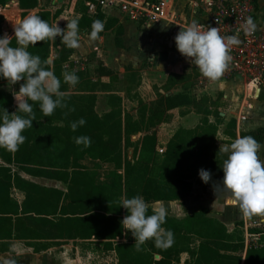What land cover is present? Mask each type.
I'll use <instances>...</instances> for the list:
<instances>
[{"label": "trees", "instance_id": "trees-1", "mask_svg": "<svg viewBox=\"0 0 264 264\" xmlns=\"http://www.w3.org/2000/svg\"><path fill=\"white\" fill-rule=\"evenodd\" d=\"M7 2L0 0V7ZM18 2L23 17L28 10L39 6V0ZM96 11L93 17L79 18V26L91 27L94 20H103L105 14L100 8ZM60 13L61 9L53 14L46 10L35 14L52 25ZM4 19L0 15V35H3ZM11 46H18L14 36ZM52 50L55 56L48 68L61 79V90L66 92L62 65L73 49L66 47L60 37L28 48L30 53L46 61L52 57ZM6 82L0 79V84ZM13 94L15 92L0 88V112L3 108L9 113L16 110ZM178 97L181 96L164 97V106L160 99L149 106L139 100L137 118L130 111L120 109L117 113L114 110L98 116L92 95L79 97L87 100V108L84 106L72 113L69 105V112L58 108L53 115L44 117L38 105L34 106L37 120L33 121V128L24 131L26 140L19 150L9 152L0 148V243L4 246L0 251H4L12 239L36 243V252L78 239L94 240L104 250L114 251L117 264H177L182 253L190 256L191 264H241L243 261L244 264H264V246L249 244L244 253V237L229 233L222 223L207 217L205 209L182 219L167 216L163 227L171 230L175 237L173 245L167 249L157 248L153 240H148L137 251L134 237L128 230L125 233L121 221L127 212L120 206L122 198L140 195L147 203L178 201L191 195L192 178L198 170L210 171L211 180L203 185L212 190L223 178L221 167L226 155L219 151L213 134L216 129L212 125L203 122L196 129H179L165 143L158 141L153 129L166 110L177 107L174 100ZM73 98L67 95V99ZM115 114L118 117H114ZM81 117L86 124L73 132L70 123ZM79 135L91 137V145H77L74 138ZM227 135L236 139L232 127ZM245 135L261 144L264 142L263 127L240 133V137ZM134 136H138L136 142L132 141ZM130 146L134 155L128 160L123 156V148ZM85 160L111 164L116 171L123 169V176L114 172V183L97 185L95 176L83 163ZM24 175L54 180L66 185V189L39 184ZM13 190L24 193L22 202L12 197ZM152 211L149 207L148 214ZM123 238L126 241L122 242ZM156 254L160 259L154 258Z\"/></svg>", "mask_w": 264, "mask_h": 264}, {"label": "clouds", "instance_id": "clouds-1", "mask_svg": "<svg viewBox=\"0 0 264 264\" xmlns=\"http://www.w3.org/2000/svg\"><path fill=\"white\" fill-rule=\"evenodd\" d=\"M104 26L102 20H94L88 39L97 40ZM258 27V23L249 16L240 30L251 35ZM14 37L18 44L16 47L11 46L12 37L7 34L0 35V79H5L11 85L22 81L18 91L14 90L13 94L16 110L9 113L3 108L0 112V148L9 152L18 151L26 140L24 131L33 128V121L37 120L34 106L38 105L44 117L53 115L58 108L68 106L67 93L61 90V79L48 68L50 62L30 53L29 46H35L37 42L54 41L57 37L61 38L66 47L72 49L80 48L83 43L79 17L67 21L66 26L61 27L58 22L50 25L40 15L29 14L16 21ZM174 41L178 52L193 62L201 74L211 81L220 79L228 70L232 61V46L242 43L239 32L222 36L217 27H205L196 20L183 29L180 28ZM62 75L63 82L72 87L79 83L75 71H65ZM85 124L86 120L81 117L70 123V129L76 132ZM74 140L77 145L84 147H89L92 142L87 135H79ZM219 151L226 158L221 167L223 178L214 184L216 199L212 209L220 203L217 200L219 190L228 193V202L236 206L242 215H264V156L261 155L264 145L254 137L245 135L230 144L220 146ZM198 175L204 183L211 180L208 170L200 169ZM120 206L127 212L121 223L134 237L137 251L148 240H153L160 249L173 245L174 233L163 227L168 216V209L164 204L155 207L152 214H148L149 204L142 196L136 195L124 198ZM180 210L185 211L181 204ZM0 264H16V261L6 259Z\"/></svg>", "mask_w": 264, "mask_h": 264}, {"label": "crops", "instance_id": "crops-1", "mask_svg": "<svg viewBox=\"0 0 264 264\" xmlns=\"http://www.w3.org/2000/svg\"><path fill=\"white\" fill-rule=\"evenodd\" d=\"M43 0L46 6V11L54 13L55 10L61 9L60 15L52 22L55 24L59 23L61 27H65L69 18L79 17L81 18L83 15H87L90 17L95 16L96 12L89 10V2L88 0H84V4L87 8V12L82 13L81 9L77 7V4H80L82 0ZM164 2L165 8L172 15L175 13L176 19L180 20V22H189L192 21L196 17L202 16V12H204V1L205 0H161ZM18 2V0H17ZM42 0H39V4H41ZM253 8L256 19L259 21L264 19V0H252ZM19 4V2H18ZM57 4V5H56ZM60 4V5H59ZM67 5V6H65ZM65 6V7H64ZM106 16L108 15L106 11L101 10ZM115 11V10H112ZM116 12V11H115ZM117 13L120 15L117 16L115 14H111V20L109 22L114 24L109 30H104L100 33L99 38L96 40L97 43H93L88 39V35L91 32V27H82L80 28V37L82 40V46L78 49H73V53L68 58L66 62H64L63 67L65 68V63L71 61L72 56L79 57L80 55H88L91 52L97 53V66L94 69L97 73V76L100 77L99 72L101 70H106L112 75V63H116L124 59L123 61L137 62L139 57L145 55L144 51V38L150 35H155L157 41L154 43L155 48L154 51H157V48L160 45L161 51L164 53L158 58L157 61L154 60L153 57L149 56L147 59L151 64H157V68L161 71L162 74L166 76V80L164 84L161 86L166 88L167 85L172 81L174 83V87L178 86V84L184 82V80H188L190 78L199 80L200 83L205 85L204 90H200L202 94L205 95L208 101V111L201 121H199V114L192 103L190 104H181L179 107H176L180 110V116L178 118V125L180 128L192 130L196 129L202 125L203 122H206L212 125L216 129L215 140L219 147V143L217 141L218 134H222L226 138L227 141L235 140L230 138L227 135L228 130L235 132L236 138L240 137L241 132L253 131L258 128H264V81L254 85V84H246L244 80L240 78H233L227 81H216L203 83L200 80V70L196 69L192 62L191 66H188L187 61L183 60L181 56H179V52L176 54H172L171 49L173 46L176 47L174 37L180 30V28L173 26L171 23L167 21H158L152 23H143L135 20H131L126 15L122 14L117 10ZM110 15H108L109 17ZM196 16V17H195ZM67 20V21H66ZM62 21H65L64 25H62ZM104 25H107L108 18L104 17L103 20ZM126 40L124 43L123 40ZM162 44V45H161ZM158 46V47H157ZM151 50V47H149ZM178 51V50H177ZM136 56H135V55ZM51 61L53 60L52 57ZM49 61V62H51ZM155 61V62H154ZM153 62V63H152ZM132 63V64H134ZM88 64H92L89 62ZM87 64V65H88ZM134 64L133 67H139ZM92 66V65H90ZM88 67V66H87ZM187 67V68H186ZM133 68L130 66L127 71L133 73ZM187 72L185 73V71ZM81 70V69H80ZM88 68H82V71L89 73ZM135 73V72H134ZM129 84L130 86L133 84L135 77L133 75L130 76ZM173 79V80H171ZM94 83L96 81L92 80ZM170 85V84H169ZM141 86V85H139ZM210 86V87H209ZM173 87V88H174ZM172 88V89H173ZM169 90L164 95L167 97L172 94L173 90ZM127 90H132V88H128ZM138 90V89H137ZM141 90V88L139 89ZM107 94L114 95V93L105 90ZM103 91V92H105ZM179 91V90H175ZM82 92H93L84 90ZM129 99L132 102L138 103L139 100L146 103L147 105L154 104L157 102L158 98L151 99L150 101L143 100L140 96L135 94L134 99ZM99 93V91H98ZM98 93L92 94L95 97L94 101V111L96 101L98 98ZM175 93H183L175 92ZM89 95V94H88ZM122 102L123 99L121 96H118ZM195 97V96H194ZM189 99H191L188 96ZM136 100V101H135ZM190 108V109H185ZM242 111V114L246 116L245 120L237 121L239 118V113ZM134 114V113H133ZM200 122V123H199ZM234 126V128H233ZM264 145V142L262 143ZM264 156V151L261 153ZM90 171V170H89ZM91 172V171H90ZM28 176V175H25ZM30 177V176H29ZM35 178V177H34ZM43 179V178H40ZM50 180V179H45ZM54 181V180H52ZM56 182V181H54ZM110 185V184H108ZM52 187V186H51ZM216 199L215 191L205 187L203 182L200 186L195 187L193 184L192 193L189 197L178 200V201H156L157 203H167L169 205L176 206L177 212L179 214H187L190 215L200 209L207 210V217L214 219L217 222L222 223L227 231L231 233V231L235 230L237 227H240L242 233H249L251 230L250 223L248 222V216L242 215L239 209L236 206H233L228 203L230 197L225 191H217V200L220 202L212 209L213 201ZM122 201V200H121ZM180 204L184 208L185 211L180 210ZM224 205L221 207L220 205ZM123 207V206H122ZM124 209V208H123ZM171 216V215H169ZM259 215H254L252 218H255ZM264 216V215H260ZM179 218L177 216H173ZM236 220L234 223L235 228L233 230H229L227 228L228 222L232 220ZM124 239V238H123ZM121 240L122 242L125 240ZM94 240H69L67 242H63L59 244V246H50L46 250L35 251L34 246H26L24 249L19 250L17 244H14L10 241L9 246L0 253H9L10 251L19 252L21 254L23 251L26 253H31V258L26 260L27 264H60V261H63L62 264H65L66 260H78L80 258L79 254H82L83 248L90 252L92 246H84L82 243H92ZM71 245V246H70ZM262 246V245H260ZM248 247L245 246L244 253ZM18 249V251H17ZM100 252L102 255H109L112 257L113 264H117L116 254L114 251H106L103 247L100 248ZM243 253V255H244ZM76 258H75V257ZM183 257H186L185 259ZM183 258V259H182ZM190 256L187 253H182L180 255L179 262L177 264H191ZM244 264V261L241 263Z\"/></svg>", "mask_w": 264, "mask_h": 264}, {"label": "rangeland", "instance_id": "rangeland-1", "mask_svg": "<svg viewBox=\"0 0 264 264\" xmlns=\"http://www.w3.org/2000/svg\"><path fill=\"white\" fill-rule=\"evenodd\" d=\"M152 1H155V0H152ZM54 3H56V0L54 1ZM65 6H67V5H65ZM77 7H79L81 9L82 13L87 12V8L84 4V0H82L80 4H77ZM40 10H46V6H45V3L43 2V0H42L41 4H39L38 7H36L33 10H28L27 15L35 14L36 12H38ZM103 10L106 11L108 15H110L109 17H108V15L107 16L104 15V17L108 18L107 25H105V30H109L112 27H114V24H111L109 22V20H111L110 19L111 14H115L117 16H119L120 14L117 13V10H115L116 12L109 10V9H103ZM22 12L23 11L20 9L17 0H8L7 4L5 6L0 7V15H3L5 18L2 22L3 35L7 34L9 37L14 36V26H15L16 21L18 19L23 18ZM172 15L175 16L176 14L172 13ZM73 18H75V17H72L71 19H73ZM71 19L69 18V21ZM64 23H65V21H62V25H64ZM172 25L175 26L174 24H172ZM123 41H124V43H126L125 39ZM156 41H157L156 36L153 34L145 37L144 38V44H145V47H144L145 52L144 53H145V55L142 57L140 56L138 61L135 63L133 61L132 62L123 61L124 59H122L119 62L112 63L111 66H112V68H114V70L112 71L113 72L112 75H110L109 72L106 70H101L99 72L100 77L97 76L98 72L96 73V71L94 70L98 64L97 63L98 61L96 58L97 53L91 52L88 55H80L79 54V57L73 55L71 58V61H68L67 63H65V68L63 67V65H64L63 64L62 68H63V72L75 71L79 77V83L75 87H72L71 85L66 83L65 90H66L67 95H71L75 98L67 99L66 102H67L68 106L63 108V109H65L67 112H69L68 111L69 105H71L70 109H74V111H75V109H78V108L82 109V108H84V106L87 108V106H86V103H88L87 100L79 98V97L85 96L88 94L94 95V93H96V92L98 93V91H99L98 98H97V101L95 102L96 103V105H95L96 112L95 113L98 116H103V115L109 113L110 111H114V110L117 113L118 110L120 109L122 112L130 111L131 113H134L135 118L139 117L140 116V109H138V103L132 102L129 99L127 91H130L128 93H129L130 98L132 100L134 99L133 96H135V94H137L139 92L140 94H142L143 97H141V98L143 100L150 101L153 98L154 99L158 98V99H160L161 103L163 102L162 105L164 106V104H165L164 97H166L164 94L174 87V83L172 81H170V83H169L170 85L168 84L166 88L161 87L166 80L165 79L166 76L164 74H162L161 71L156 67L157 64H151L147 59L149 56H151V58H152L153 54H154V60L157 61L158 58H160L161 55L164 53V51H161L162 49H161L160 45H158L159 47L157 46L158 47L157 51L156 52L154 51V48L156 46V45H154V43ZM91 42L97 43L96 40L91 41ZM149 47H151V50L149 49ZM171 51H172V54H176L178 52L177 48L175 46H173ZM51 56H52V58L55 56L54 50H52ZM179 56H181V58L183 60L187 61L188 66H191V62L188 59H186L181 54H179ZM89 62H91L92 64H88ZM132 63L138 65L139 67H137L136 65H135L136 67H133L134 64H132ZM90 65H92V66H90ZM130 66L133 68L132 70L135 73L134 72L131 73V72L127 71V69ZM84 67L89 69L88 70L89 73L82 71V68H84ZM186 72H187V70L185 71V73ZM131 75H133L135 77V79H134L133 84L130 86V84L128 82L131 78L130 77ZM92 80L96 81V83H94ZM171 80H173V79H171ZM21 83H22V81L17 82L15 85H11L10 83L6 82V83L0 84V88L4 89L6 91H9V92H14V90L17 91L19 89V86ZM139 85H141V86H139ZM130 87L132 88V90H127ZM140 88H141V90H139ZM204 88H205V85L200 83L199 80L190 78L188 80H184V82L178 84V86H175L172 89L173 92L171 95L172 96H175V95L181 96V97H178L174 100V103L177 107H179L181 103L184 105L192 103L193 106L195 107L196 111L199 114H201L199 116V119H198L199 121H201L200 119H202V117L208 111H210V110H208V101H207L205 95H200V94H202L200 92V90H204ZM84 90H88V91L91 90L93 92H82ZM105 90H108L109 92L114 93V95L107 94ZM175 90H179V91H175ZM103 91H105V92H103ZM180 91H182L183 93H175V92H180ZM139 93H138V95L140 96ZM118 96L122 97L123 102ZM188 96L191 99H189ZM74 104H78V105L75 106ZM86 108L84 110H86ZM185 109H190V108H185ZM180 110H182V109L176 110V107H173L171 109L166 110V114H164L161 121L156 123L153 131L156 132L158 141L160 143H165L176 131H178L179 129H183V128H180V126L178 125V118L180 116V114H179ZM72 111L73 110H70L71 113H72ZM122 112H121V114H122ZM71 113H68V116H70ZM120 116H123V114ZM114 117H118V116L115 114ZM56 123L59 124V122H56ZM213 134H215V136H216V132H213ZM137 140H138V136H134L132 139V141H134V142H136ZM217 141L219 143V147L223 146L224 144H230L232 142V140L227 141L226 138L224 136H222V134H218ZM133 155H134L133 146L123 148V156L126 159H128V160L133 159ZM83 163L90 169L91 173L95 176V183L97 185H108V184L114 183V176H113L114 172L121 174L123 176V169L116 171L114 169V166L111 164H102L98 161H92V160H85ZM25 177L36 182V183H39V184L56 187V188H59L62 190L66 189V185H64L60 182H54L52 180H45V179L34 178V177H29V176H25ZM192 182H193L195 187L200 186V184L202 183V180L200 179L198 173L195 174V176L192 178ZM122 183H123V180H122ZM12 197L15 200H17L18 202H22L24 199V193L22 191H19V190H13L12 191ZM123 199L124 198H122V200ZM148 204H149V207H151L152 209L159 206L160 204H164L168 209V216L171 215L170 217L177 216V217H179L178 219H182V218H185L186 216H188L187 214H185V215L179 214L177 212L176 206H174V205H169V204L164 203V202H162V203L150 202ZM248 219H249L248 222L250 223V226H252L250 228L257 230L258 233L249 231L247 243L252 244V245L264 246V216L259 215L255 218L248 217ZM232 221L233 222L229 221L227 223L228 224L227 228L229 230H233V228H235L234 223L236 220L234 219ZM126 232H127V230H125V233ZM231 234L242 235L245 239L244 232L242 233V230L240 229V227H237L235 230L231 231ZM124 239L123 240L126 241V238H124ZM11 241L13 242L12 243L13 246H14V244H17L16 246H18L19 250L24 249V247H26V246H35V244H36V243H33L32 241H25V240H20V239H12ZM8 242H10V241H8ZM8 242H7V244H8ZM1 244L2 243H0V246H1L0 248L3 249L4 246H2ZM83 244H84V246H92L93 249H91L90 252L88 253V250L83 248V250H82L83 252H81L82 254H79L80 258H78V260H76V259L75 260H72V259L66 260L65 264H113L111 256L102 255V253L100 252V248L102 247V245H100L96 241H93L92 243H90V242L89 243L88 242L82 243V245ZM16 246H14V247H16ZM55 246H59V245H55ZM18 249H17V251H18ZM0 252H3V251L1 250ZM31 257H32L31 253L28 254V253H26V251H23L21 254H19V252L10 251L9 253H0V262H2L3 260H6V259H13L16 261V264H27L26 260H28ZM183 258L185 259L186 257H183ZM62 262L63 261H60V264H62Z\"/></svg>", "mask_w": 264, "mask_h": 264}, {"label": "built area", "instance_id": "built-area-1", "mask_svg": "<svg viewBox=\"0 0 264 264\" xmlns=\"http://www.w3.org/2000/svg\"><path fill=\"white\" fill-rule=\"evenodd\" d=\"M89 10L96 12L101 10H118L122 14L143 23L167 21L176 27L183 29L189 22H180L171 15L161 0H95L89 3ZM202 16L193 20L198 21L202 26L217 27L222 36L239 32L242 43L232 46V61L228 70L216 81H227L233 78H240L246 84H258L264 81V19L257 20L254 13L252 0H205ZM252 16L259 27L251 35L241 31V25L245 19ZM192 20V21H193ZM193 66L199 69L193 62ZM200 80L203 83L211 81L200 73ZM246 116L239 113L237 121L245 120ZM245 233V246L248 247Z\"/></svg>", "mask_w": 264, "mask_h": 264}, {"label": "water", "instance_id": "water-1", "mask_svg": "<svg viewBox=\"0 0 264 264\" xmlns=\"http://www.w3.org/2000/svg\"><path fill=\"white\" fill-rule=\"evenodd\" d=\"M59 1H61V0H59ZM48 61H51V58H49ZM154 258H155L156 260H158V259H160V256L156 254V255L154 256Z\"/></svg>", "mask_w": 264, "mask_h": 264}]
</instances>
